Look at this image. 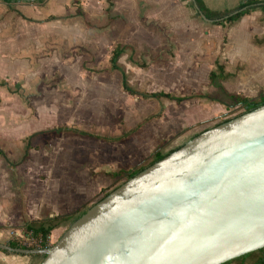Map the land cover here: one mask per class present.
Masks as SVG:
<instances>
[{
	"label": "rangeland",
	"instance_id": "374dc122",
	"mask_svg": "<svg viewBox=\"0 0 264 264\" xmlns=\"http://www.w3.org/2000/svg\"><path fill=\"white\" fill-rule=\"evenodd\" d=\"M57 3L50 12L62 17L26 29L19 27L16 17L10 18L14 37L0 38V81L7 80V85H0V145L5 153H0V168H12L8 161L25 158L29 134L62 124L86 133L31 139L27 156L47 166L37 169L42 180L50 176L56 157L69 158L68 177L73 176V161L106 166L95 178L97 183L91 184L106 183L99 193L76 208L72 217L61 221L53 217L63 225L51 231L50 244L79 214L125 180L110 171L115 164L120 170L148 165L156 146L166 153L177 137L194 135L243 112L245 107L229 93L253 98L264 94V9L260 7L220 23L203 19L192 0ZM78 6L83 15H76ZM117 46L119 67L112 68ZM221 64L229 75L212 81L210 71L218 72ZM124 80L138 92L165 90L189 97L181 102L145 98L127 90ZM95 170L91 175H96ZM110 176L114 182H105ZM9 230V240L38 244L31 231L25 232V225ZM36 254L35 264H40L44 254Z\"/></svg>",
	"mask_w": 264,
	"mask_h": 264
},
{
	"label": "water",
	"instance_id": "95a60500",
	"mask_svg": "<svg viewBox=\"0 0 264 264\" xmlns=\"http://www.w3.org/2000/svg\"><path fill=\"white\" fill-rule=\"evenodd\" d=\"M203 19L214 22L194 2ZM233 14V13H232ZM264 247V103L197 133L75 218L40 264H221Z\"/></svg>",
	"mask_w": 264,
	"mask_h": 264
},
{
	"label": "crops",
	"instance_id": "0c3cea01",
	"mask_svg": "<svg viewBox=\"0 0 264 264\" xmlns=\"http://www.w3.org/2000/svg\"><path fill=\"white\" fill-rule=\"evenodd\" d=\"M13 1L15 2L18 0ZM13 1L8 3L5 0H0V38L3 36H8L10 38L14 37V35H10L14 27L8 26V24H10L11 19L15 17L17 18L16 21L19 27L23 26L25 29L27 26L38 27L42 25V23H49L54 19L62 17V14L50 12L51 7L55 2H59L57 3L58 5L66 6L64 2L67 0H43L41 2L36 0H21L25 2L20 4H14ZM240 1L241 0H205L207 5L214 9L234 7L239 4ZM50 15H56L57 17L54 19H47ZM21 35L20 33V36ZM21 37L26 36L23 34ZM7 41L8 40L5 42L9 46L10 43ZM23 47L24 46L21 48ZM0 50H3V48L0 47ZM5 85H7V83ZM153 133L158 135V131ZM194 135H187L186 133L184 136L177 137L175 141L172 142V146L168 149L171 150L180 146ZM31 148L32 144L29 150ZM157 151L165 153V149H161L159 146L155 148V152ZM54 159L53 167H51L52 171H50L49 174L50 176L47 175L45 180L40 178V170L37 169L42 166L47 167L46 164L42 165L41 163H37L32 157L29 158L27 156L14 163L8 161V163L13 165L12 168H0V242H8L10 238V226L18 228L25 225L30 220L49 219L55 217V215L74 212L76 208L92 199L102 190L103 186L106 185V183L102 185L99 183L98 186L91 187L92 183H97L95 178L103 174L101 171L106 170L104 163L98 162L96 164H91V162H87L83 164L82 162L76 163L73 161V176L68 177L67 173L71 170L68 169L69 158L65 161H61L60 157ZM78 164L79 166H77ZM117 164L110 170L112 173L120 170ZM94 167H96V175H91V171ZM1 178H3L2 181ZM114 180L115 179L110 176V179L105 182L109 181L112 183ZM57 220H53V222H57V225L53 229L61 224L63 225V223L60 222L62 218H60L59 223ZM36 255V253L6 252L0 248V264H35L38 260ZM221 264H264V247L247 252Z\"/></svg>",
	"mask_w": 264,
	"mask_h": 264
},
{
	"label": "trees",
	"instance_id": "16d2710c",
	"mask_svg": "<svg viewBox=\"0 0 264 264\" xmlns=\"http://www.w3.org/2000/svg\"><path fill=\"white\" fill-rule=\"evenodd\" d=\"M5 1L8 2V3H11L13 0H5ZM36 1L41 2L43 0H36ZM192 1H193V3L196 2L200 6V8L206 13V15L211 17V18H220V17H224L226 15H230L231 14L229 17H226L225 19L220 20V23H224L225 21H233V20L239 19L241 16H243V15H245L247 13H250L252 10L256 9L257 7L264 8V0H241L240 3L237 4L236 6L227 7V8H224V9L211 8V7H209L207 5L205 0H192ZM10 9H13V8H10ZM76 14L77 15H83L84 14V11L81 8V6L77 7ZM56 17H57L56 15H50L47 19H54ZM120 53H121V50H120L119 46H117L115 48L113 56L111 57L112 68H118L119 67L118 64H117V59H118ZM228 75H229V72H227L225 70L223 64L220 65V70L218 72H217L216 69H212L210 71V78H211L212 81H214V79L216 77H218V76L227 77ZM6 83H7L6 80H2L0 82L1 85H5ZM124 85H125V88L127 90H129L130 92H132V93H140L145 98L167 97V98L175 99L176 101L181 102L182 100L187 99L189 97V96H177V95H174L171 92L165 91V90H158V91H151V92H138L137 90L131 88L127 84L126 80H124ZM229 95L233 98V101L236 104L241 103L245 107L243 112L248 111L250 109H253V108L257 107L258 105L264 103V94H261L259 98H253V97H249V96H242L241 94H235V93H229ZM243 112H240L239 114H241ZM239 114H237V115H239ZM230 118L231 117H228V118L224 119L223 121L228 120ZM70 131L86 133L84 130L78 129L77 127H74V126L59 125V126L48 128V129H44V130H39V131H36V132L30 134L27 137V145H26L24 157L25 158L27 157V151L31 147V139L34 138L35 136H37V135H61L63 133L70 132ZM172 150L173 149H171L170 151H172ZM169 152H167V153H169ZM0 153H2L3 155L5 154L4 150L1 148V146H0ZM167 153H162V152H159V151L155 152L154 153V158H153L152 161H150L149 164H151L155 160L161 158L162 156L166 155ZM148 165L140 164L137 167L132 168V169H128V170L121 169L118 172H113V175L114 176H118V175H122L123 176L124 175L125 176V180H126V179H128L131 176H133L135 173H137L138 171H140L141 169L145 168ZM111 190L106 191L102 197H104L106 194H108ZM74 214H75V212H72V213H69V214H64V215L56 216V217L57 218H59V217L60 218H70ZM81 214H79L78 216H80ZM54 219L55 218L30 220L29 222H27L25 224V232L31 231L32 232L31 234L38 240V244L27 245V244L21 243L20 241H18L16 239H10L8 241V243L10 245H12V246H15V247H25V248L46 247V246L50 245V234H51V231L57 225L56 222H53ZM4 251L11 252L10 250H4Z\"/></svg>",
	"mask_w": 264,
	"mask_h": 264
},
{
	"label": "built area",
	"instance_id": "2783aa9c",
	"mask_svg": "<svg viewBox=\"0 0 264 264\" xmlns=\"http://www.w3.org/2000/svg\"><path fill=\"white\" fill-rule=\"evenodd\" d=\"M32 233V232H31Z\"/></svg>",
	"mask_w": 264,
	"mask_h": 264
}]
</instances>
